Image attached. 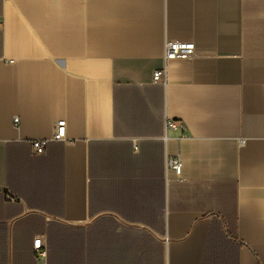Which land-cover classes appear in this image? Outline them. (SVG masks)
Listing matches in <instances>:
<instances>
[{
  "label": "crops",
  "instance_id": "1",
  "mask_svg": "<svg viewBox=\"0 0 264 264\" xmlns=\"http://www.w3.org/2000/svg\"><path fill=\"white\" fill-rule=\"evenodd\" d=\"M0 264H264V0H0Z\"/></svg>",
  "mask_w": 264,
  "mask_h": 264
},
{
  "label": "built area",
  "instance_id": "2",
  "mask_svg": "<svg viewBox=\"0 0 264 264\" xmlns=\"http://www.w3.org/2000/svg\"><path fill=\"white\" fill-rule=\"evenodd\" d=\"M195 51V46L192 43L179 42V41H169L165 47V60L173 59H188ZM165 76V71H157L154 74V80L156 82L161 81ZM18 122V118H15V123ZM176 123H170L169 126H175ZM66 121H58L54 125V132L51 139H39L31 141V146L33 151L37 154H42L45 152L48 144L52 141H65L66 140ZM182 159L180 156L169 157L167 159V168L173 170L178 176L182 174ZM34 246L39 250L42 246V241L37 239L34 242Z\"/></svg>",
  "mask_w": 264,
  "mask_h": 264
}]
</instances>
